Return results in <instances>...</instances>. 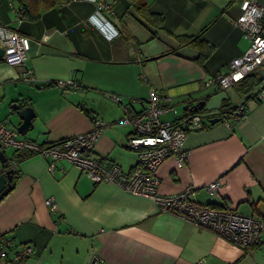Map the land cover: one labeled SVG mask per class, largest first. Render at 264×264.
<instances>
[{
  "label": "crops",
  "instance_id": "obj_1",
  "mask_svg": "<svg viewBox=\"0 0 264 264\" xmlns=\"http://www.w3.org/2000/svg\"><path fill=\"white\" fill-rule=\"evenodd\" d=\"M101 1L99 8L94 0H67L41 7L36 20L23 15L19 21L15 0H0V24L33 41L27 66L35 76L26 81L24 67L0 56V123L18 133L21 119L14 105L29 103L34 127L18 135L44 145L92 130L98 117L106 125L93 157L131 174L138 155L128 148L133 128L123 123L122 104L136 111L134 100L146 101L156 91L170 97L177 109L162 120L176 122L187 118L186 105L220 91L204 82L226 73L250 45L237 24L243 0ZM196 35L213 48L204 64L197 60L198 49L178 39ZM57 80H74L78 87L63 90ZM238 86L226 91L228 99L220 110L208 112L209 119L225 117L220 113L239 106L246 116L237 122L232 113L191 132L184 145L186 163L178 167L171 157L158 169L159 192L173 195L191 188L198 204H229L264 219V81L245 95ZM112 95L120 96L122 104ZM14 152L5 154L19 169V178L0 201V251L5 242L12 244L8 259H1L5 264L24 244L34 248L28 264H98L94 256L99 264H264V227L260 243L243 249L210 229L161 212L149 198L94 183L66 160L51 173L42 155L30 153L17 164ZM216 180L219 189L208 192ZM49 198L54 211L46 205Z\"/></svg>",
  "mask_w": 264,
  "mask_h": 264
},
{
  "label": "built area",
  "instance_id": "obj_2",
  "mask_svg": "<svg viewBox=\"0 0 264 264\" xmlns=\"http://www.w3.org/2000/svg\"><path fill=\"white\" fill-rule=\"evenodd\" d=\"M99 8L103 7L101 0ZM242 14L237 24L249 40V48L242 57L234 59L226 73H221L204 82L205 87L215 86L227 91L247 76L264 67V3L256 0H243ZM17 18L23 19V12L17 9ZM32 39L23 35L17 28L0 24V49L4 51L1 58L13 66L25 68V80L35 81V76L27 66L30 59ZM61 89L77 88L74 80H57L54 82ZM260 96H264V89ZM112 99L122 104V98L112 95ZM139 107L133 110L127 105L122 107L125 112L123 123L133 128V134L128 139V148L138 155V164L131 174L125 173L118 165L109 164L93 157L95 142L99 138L105 122L98 117L93 118L92 130L62 139L57 142L40 145L28 139H22L18 133L0 123V149L13 148L18 151L40 154L49 159V171L52 173L56 163L66 160L86 173L96 184L111 183L124 191L151 199L161 212L173 213L195 223L200 228L210 229L223 236L230 243L248 249L258 245L264 227L262 216L252 213L242 214L226 204L212 207L192 201V189L181 193L163 195L159 192L160 178L158 169L163 162L173 157L177 166L182 167L189 151L185 149V140L191 132L203 130L209 123L208 112H192L181 121L162 120L164 115L177 113L171 98L153 91L148 100H134ZM235 121L246 116L244 106H239L232 115ZM208 119H205V118ZM16 166V164H13ZM12 168V167H11ZM221 185L220 180L210 183L206 190L216 192ZM51 211L56 209L53 198L46 201ZM11 242H5L0 251V258L8 259ZM34 248L24 244L9 259L10 264H28ZM94 263L101 260L93 257ZM197 264H205V260Z\"/></svg>",
  "mask_w": 264,
  "mask_h": 264
},
{
  "label": "trees",
  "instance_id": "obj_3",
  "mask_svg": "<svg viewBox=\"0 0 264 264\" xmlns=\"http://www.w3.org/2000/svg\"><path fill=\"white\" fill-rule=\"evenodd\" d=\"M65 1H67V0H15V2L18 5V9H20L23 12V15L30 20H36L39 18L41 7H43L44 9H48V8H52V7L56 6L57 4H61ZM143 6H145V9H147L146 4ZM150 15L160 17L161 21H163V16H161V15H154V14H150ZM178 39L180 40L181 43L190 45V46L199 50V56H198L197 60L201 64H204V62L212 54L213 48L206 41L202 40L200 38V35L178 36ZM171 52H175V51L173 50ZM262 82L259 81V75L257 74V72H255V73L247 76L243 80H241L239 83H237V85H239L238 86V92L241 93V95H245V94L251 92L257 86H259L260 83H262ZM17 105H18V103H16L14 105L15 109L17 108ZM27 105H29V103ZM27 105H24V106H27ZM18 106L21 107L23 105H18ZM227 106H230V105L227 104ZM236 109L231 108V110L228 112V114L226 112L225 113L223 112L220 114H225V117L226 116L229 117V115L234 113V111H236ZM187 113H190V111H188ZM225 117L221 116L222 119ZM29 155H31L29 152H20L18 150H15L14 155H13V157H14L13 160L18 164V163H20L21 160L28 157ZM10 165L11 164L9 163V166ZM11 167L14 171V175H13V179L10 183V187H11L10 191L14 188L16 181L19 178V174H20V171H19V169H17L16 166L12 165ZM1 259L2 258H0V260Z\"/></svg>",
  "mask_w": 264,
  "mask_h": 264
},
{
  "label": "water",
  "instance_id": "obj_4",
  "mask_svg": "<svg viewBox=\"0 0 264 264\" xmlns=\"http://www.w3.org/2000/svg\"><path fill=\"white\" fill-rule=\"evenodd\" d=\"M4 54V51L0 49V56ZM259 75V81H264V67L257 70ZM228 99L226 91H218L207 96L205 99L198 101L195 105H186L184 110L193 112H214L218 111L222 107V102ZM18 106V105H17ZM17 114L21 119V124L17 127V131L20 135L25 136L34 127L35 112L33 108L29 106H21L17 109ZM221 117L216 116L209 119V124L214 126L221 121ZM6 150L0 149V201L6 196L11 187L10 183L13 179L14 171L12 168H8L10 160L5 154Z\"/></svg>",
  "mask_w": 264,
  "mask_h": 264
},
{
  "label": "rangeland",
  "instance_id": "obj_5",
  "mask_svg": "<svg viewBox=\"0 0 264 264\" xmlns=\"http://www.w3.org/2000/svg\"><path fill=\"white\" fill-rule=\"evenodd\" d=\"M229 94L232 96L233 99H235L236 97L234 96V94L232 92H229ZM234 96V97H233ZM180 110H182V108L180 107ZM205 112V111H204ZM205 119H208L207 117ZM14 149L13 148H8L6 150V153L10 156L13 153ZM243 213V212H242ZM3 263L0 264H5L4 260H1ZM8 264H10V262H8Z\"/></svg>",
  "mask_w": 264,
  "mask_h": 264
},
{
  "label": "flooded vegetation",
  "instance_id": "obj_6",
  "mask_svg": "<svg viewBox=\"0 0 264 264\" xmlns=\"http://www.w3.org/2000/svg\"><path fill=\"white\" fill-rule=\"evenodd\" d=\"M12 165V164H11ZM11 165L10 166H8V168H11Z\"/></svg>",
  "mask_w": 264,
  "mask_h": 264
}]
</instances>
